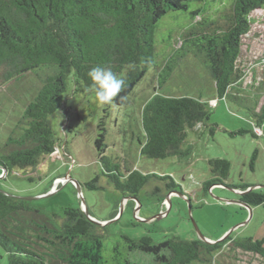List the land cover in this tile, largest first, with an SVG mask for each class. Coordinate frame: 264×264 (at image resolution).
<instances>
[{
  "label": "trees",
  "instance_id": "16d2710c",
  "mask_svg": "<svg viewBox=\"0 0 264 264\" xmlns=\"http://www.w3.org/2000/svg\"><path fill=\"white\" fill-rule=\"evenodd\" d=\"M256 9H264V0H0V85L27 73L40 82L23 110L21 134L7 137L0 146V175L34 168L56 150L59 142L49 117L65 108L69 82L73 93L92 90L87 72L96 65L125 79L115 106L127 103L150 68L157 70L153 94L141 108L139 153L152 159L188 155L189 148H182L186 131L207 125L208 105L200 96L165 95L158 89L189 57L207 70L218 98L245 106L240 88L244 72L237 58L241 36L250 27L249 14ZM250 111L253 124L260 127L264 100L256 98ZM104 118L97 125L95 147L101 173L122 197L138 200L151 178L168 179L166 190L175 191L169 176L133 165L121 172L118 163L111 164ZM250 133L257 134L254 128ZM207 163L212 176L203 187L224 184L229 161L212 158ZM236 188L249 207L264 203L263 192L247 185ZM96 228L80 208L65 207L62 215L50 216L30 199L0 190V248L8 264H143L142 257L147 264H191L207 261L227 245L264 259V239L231 232L213 243L176 236L154 242L146 235L111 239Z\"/></svg>",
  "mask_w": 264,
  "mask_h": 264
},
{
  "label": "rangeland",
  "instance_id": "374dc122",
  "mask_svg": "<svg viewBox=\"0 0 264 264\" xmlns=\"http://www.w3.org/2000/svg\"><path fill=\"white\" fill-rule=\"evenodd\" d=\"M249 17L250 27L241 36L237 58L244 72L240 88L245 106L218 98L207 70L189 57L158 89L165 95L200 96L208 105L207 125L186 131L182 148H189L188 155L152 159L139 153L141 108L153 94L157 70H148L123 106L100 104L92 90L84 95L73 93L69 82L65 108H58L49 117L59 142L56 150L34 168L0 175V190L30 199L50 216L62 215L65 207L86 208L94 222H107L96 223V230L111 239L122 234L131 238L146 235L154 242L173 236L216 242L229 232L232 236L264 239V203L248 209L234 202L239 200L236 187L241 185L264 193V119L261 132L255 136L250 133L254 126L250 108L256 98L264 100V9L253 10ZM39 87V80L31 73L0 85V146L7 137L21 134L25 126L23 110ZM104 115L106 155L111 164L118 163L121 172L133 165L140 171L169 176L177 185L176 193L168 195V179L151 178V184L138 193L137 201L122 197L101 173L95 147L97 125ZM239 129L246 132L235 133ZM212 158L227 159L229 175L224 184L204 188L212 176L207 163ZM67 177L71 180H56ZM89 182L91 187L86 186ZM148 261L142 257L143 264ZM0 264H8L1 248ZM191 264H264V259L233 251L227 245L207 261Z\"/></svg>",
  "mask_w": 264,
  "mask_h": 264
},
{
  "label": "clouds",
  "instance_id": "9594fccd",
  "mask_svg": "<svg viewBox=\"0 0 264 264\" xmlns=\"http://www.w3.org/2000/svg\"><path fill=\"white\" fill-rule=\"evenodd\" d=\"M87 76L92 82V91L95 93V98L100 104L112 103L114 98L117 97L126 86L125 79L118 76L111 68L108 67L96 65L89 69ZM67 180H71V178L67 177L66 181ZM171 193L173 192H169L168 195Z\"/></svg>",
  "mask_w": 264,
  "mask_h": 264
},
{
  "label": "water",
  "instance_id": "95a60500",
  "mask_svg": "<svg viewBox=\"0 0 264 264\" xmlns=\"http://www.w3.org/2000/svg\"><path fill=\"white\" fill-rule=\"evenodd\" d=\"M2 172H4V170H3ZM2 175H3V174H2ZM215 185H216V184H215ZM218 185H221V184H218ZM77 188L79 189V184H77ZM251 188H252V187H251ZM251 188H250V189H251ZM172 192H173V193H176V191H172ZM240 193H241V192H240ZM135 200H136V199H135ZM136 201H137V200H136ZM168 201H169V199H168ZM234 202L240 204L241 206H244V207L250 209V207H249L248 205H246L245 203L241 202L240 200H236V201H234ZM169 204H170V203H169ZM189 208H190V207H189ZM83 212L85 213V215L87 216L88 219H90L91 221L94 222L93 218L88 214L86 208H84V211H83ZM95 223H98V222H95ZM101 223L105 224V223H107V222H99L98 224H101ZM204 241L209 242V243H213V241L210 242V240H204Z\"/></svg>",
  "mask_w": 264,
  "mask_h": 264
},
{
  "label": "built area",
  "instance_id": "2783aa9c",
  "mask_svg": "<svg viewBox=\"0 0 264 264\" xmlns=\"http://www.w3.org/2000/svg\"><path fill=\"white\" fill-rule=\"evenodd\" d=\"M254 130H255L256 133H260V132H261L260 129L257 128V127H255V126H254ZM56 180H57L58 182H62V181H66V178H61V179L58 178V179H56ZM58 182H57V183H58Z\"/></svg>",
  "mask_w": 264,
  "mask_h": 264
},
{
  "label": "crops",
  "instance_id": "0c3cea01",
  "mask_svg": "<svg viewBox=\"0 0 264 264\" xmlns=\"http://www.w3.org/2000/svg\"><path fill=\"white\" fill-rule=\"evenodd\" d=\"M245 213V212H244Z\"/></svg>",
  "mask_w": 264,
  "mask_h": 264
}]
</instances>
